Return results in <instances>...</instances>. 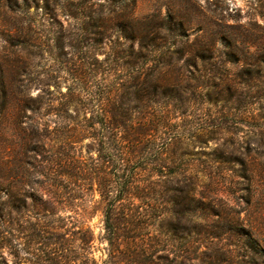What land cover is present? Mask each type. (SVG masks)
Listing matches in <instances>:
<instances>
[{"label":"rangeland","instance_id":"rangeland-1","mask_svg":"<svg viewBox=\"0 0 264 264\" xmlns=\"http://www.w3.org/2000/svg\"><path fill=\"white\" fill-rule=\"evenodd\" d=\"M0 264H264V0H0Z\"/></svg>","mask_w":264,"mask_h":264},{"label":"trees","instance_id":"trees-1","mask_svg":"<svg viewBox=\"0 0 264 264\" xmlns=\"http://www.w3.org/2000/svg\"><path fill=\"white\" fill-rule=\"evenodd\" d=\"M115 201H117L116 199H111L109 204L110 206L112 207V205L115 203ZM106 228L111 231L113 229V223H112V216H111V211H110V208L109 210L107 211L106 213ZM65 250L61 251V255H59L58 253H53V257L54 260L55 259H67V255L65 254Z\"/></svg>","mask_w":264,"mask_h":264}]
</instances>
